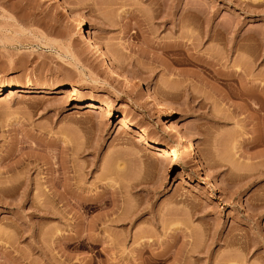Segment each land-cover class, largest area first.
Returning <instances> with one entry per match:
<instances>
[{
  "label": "rangeland",
  "instance_id": "obj_1",
  "mask_svg": "<svg viewBox=\"0 0 264 264\" xmlns=\"http://www.w3.org/2000/svg\"><path fill=\"white\" fill-rule=\"evenodd\" d=\"M57 1L79 11L106 54L143 91L168 101L172 116L166 123L167 112L145 92L108 74L67 11L46 0H0V184L10 183L7 193L0 185V264H127L135 254L143 264H264V141L249 143L264 109L243 111L235 94L242 83L224 73L241 62L243 85L262 82L264 0ZM166 43L175 44L168 53L159 48ZM198 59L214 65L204 70ZM66 88L112 112L95 113ZM120 117L131 127L121 128ZM168 124L188 135L192 155L179 151ZM135 131L176 150L157 156ZM56 174L64 185L60 213L46 221L33 206L42 194L34 186ZM85 191L104 194L86 210L77 198ZM79 214L85 222L102 215L98 234L118 238L95 250L126 249L83 253L76 236L62 238L54 258L34 249L36 239L53 249L54 227L76 235Z\"/></svg>",
  "mask_w": 264,
  "mask_h": 264
},
{
  "label": "bare ground",
  "instance_id": "obj_2",
  "mask_svg": "<svg viewBox=\"0 0 264 264\" xmlns=\"http://www.w3.org/2000/svg\"><path fill=\"white\" fill-rule=\"evenodd\" d=\"M46 1H48L49 3H51V4H53V5H55L56 6V8L58 9V10H60V11H63V10H65V11H67L68 13H69V15L73 18V21H74V23H73V25H74V27H75V30H76V32H75V34H76V37L78 38V39H81L82 41H86L85 43H87L88 44V46H89V49H90V51H91V53L93 54V57H94V59H95V61L99 64V65H101V66H103L105 69H106V71L108 72V74H111V75H113V76H116V77H118V79L124 84V85H126V86H133V87H135L136 89H138V90H140V91H143L142 89H141V87H140V85L138 84V82H136L135 80H133L131 77H130V75H128L125 71H123L119 66H118V64H117V61L115 60L116 59V57L115 58H111V57H109L107 54H106V52H105V50H104V48L101 46V44L94 38V36L89 32V30H86L85 28H84V23H83V20H84V17H83V15L79 12V11H77V10H75V9H73L72 7H70V6H68V7H64L59 1H57V0H46ZM184 15V14H183ZM185 16V15H184ZM192 16V15H191ZM190 16V17H191ZM193 16H194V14H193ZM197 16V15H196ZM196 16H194V19H195V17ZM189 17V18H190ZM181 18H183V17H181ZM180 18V19H181ZM189 18L187 19V17H186V19L187 20H189ZM186 19H181V20H178L180 23L182 22V21H184V22H182L181 23V25L182 24H186V26L187 25H189V27H190V25L192 24H189V22H191V21H187L188 23H186ZM191 19V18H190ZM194 19H192V22L194 21ZM197 19V18H196ZM184 25H182L183 27H184ZM188 27V26H187ZM206 32V31H205ZM214 33V32H213ZM215 34V33H214ZM206 36H207V38H209L210 37V35H209V33H208V31H207V33H206ZM172 43V42H171ZM171 43H166V44H164V45H161L159 48H161V50L163 49V51L164 52H167L170 48V46H172L173 47V45L175 46V44H173V45H171ZM182 43V42H181ZM179 44V43H178ZM180 45V44H179ZM191 45H192V43H191ZM185 47L184 49L186 50L187 48H189L190 47V44H186V42L183 44L182 43V45H180V47ZM177 47V46H176ZM169 48V49H168ZM167 51H166V50ZM234 49H236L235 47H234ZM171 50V49H170ZM168 53V52H167ZM244 56V55H243ZM243 56L241 57L242 59H243ZM211 57V56H210ZM245 58L247 59V57H244V60H245ZM241 59V60H242ZM244 60H242V62H244V63H246ZM198 61H201L202 62V66L201 67H203L204 68V70L206 69V68H209V69H211L210 67H211V65L213 64L214 65V63H212L211 62V65H210V61L211 60H209V62H204L203 61V59L202 60H200V59H198ZM207 61V60H206ZM200 62V63H201ZM239 62V61H238ZM236 63V62H235ZM235 63H233V67H232V69L230 68V70L229 71H225L224 73H226L227 74V76H232L233 78H235V80L238 78V80H237V82L239 81V83H242L241 85H239L240 86V88H238L239 89V91L237 92V93H235L236 94V96H238L239 98H241V100H242V104H241V109H244L243 111H248V110H252V111H257L258 109H260L261 107H263L262 109H264V78L262 77V82H259L258 83V85L256 86V84L255 85H253V82L250 80V84L249 85H247L246 86V84H244L243 85V82L245 81V80H242L243 82H240V78H241V76H245L244 74H247V70H248V67H246L248 64H246V66H245V64L244 65H242V66H240L239 67V65H241V62H239L237 65L238 66H234V64ZM247 63H249V62H247ZM250 63H251V61H250ZM204 64V65H203ZM201 65V64H200ZM212 65V66H213ZM236 65V64H235ZM206 66H210V67H206ZM232 66V65H231ZM245 66V67H244ZM243 68V69H242ZM244 68H245V70H244ZM212 69H214V70H216L215 68H212ZM214 70H213V72L211 73L212 75H213V73H214ZM208 71V70H207ZM217 71H219V70H217ZM223 71V70H222ZM209 72V71H208ZM216 74H218V77L220 76L219 75V73H217V72H215ZM224 73H220L222 76H223V74ZM216 74H214V75H216ZM225 74V75H226ZM224 75V76H225ZM221 76V77H222ZM227 76L225 77V78H227ZM264 76V75H263ZM217 76H216V78H218ZM221 77H219V78H221ZM231 77V78H232ZM242 77V79H244ZM218 78V79H219ZM222 78H224V77H222ZM215 79V78H214ZM216 80V79H215ZM222 80V79H221ZM224 80V79H223ZM226 80V79H225ZM232 80V79H231ZM246 83V82H245ZM33 84H32V82H27L26 84H25V88L26 89H22L21 90V88L19 89V91L20 92H26L27 91V89H28V87L29 86H32ZM186 86V85H185ZM186 87H188V86H186ZM9 88V87H8ZM44 88H46L45 86H39V89H44ZM217 88V87H216ZM218 89V88H217ZM9 90V89H8ZM60 90H58V92H59ZM143 92H145V94L147 95V97H149V99L151 100V101H153L156 105H157V107H158V109L159 110H161V111H166L167 112V119H166V123H168L171 119V106H170V103L168 102V101H166L165 99H163V98H161V97H159L156 93H154V92H151L150 90H145V91H143ZM64 95L65 96H69V97H71V98H75L76 100H82V101H84V106L85 107H89V108H91L93 111H95V113L97 112V113H100L101 115H108V114H110L111 112H112V110H111V108L109 107V105L107 104H100V103H98L96 100H94V99H84V97L80 94V93H78L74 88H66L65 90H64ZM197 102H198V100H197ZM204 103V101L201 99V101L198 103V104H200V103ZM203 103H202V105H203ZM252 104H254L255 106H252ZM201 105V104H200ZM80 106H79V104H76V109L77 108H79ZM261 116V119H262V121H260L259 123H256L255 124V126H254V128H252V133H253V135L251 136V138L249 139V143L250 144H253V145H255V144H258V143H261V142H263L264 141V114L262 113V115H260ZM215 117V116H214ZM119 124H120V126H121V128H130L131 127V123L125 118V117H120L119 118ZM166 131L169 133V135H171V136H174L175 137V141L177 142V144H179V151L181 152V153H187L188 155H192V148H193V145H192V142L188 139V135H186L185 133H183V132H181V131H178V130H176L171 124H168V126H167V129H166ZM134 134H135V136H136V139H137V141H139V142H141V143H143L144 145H146V146H150V147H152L157 153H156V155L158 156H165V157H171V153L172 152H174L175 150H176V146H168V147H165V146H159V145H157L153 140H151L150 138H148L147 136H146V134H144L143 132H140V131H135L134 132ZM262 155H264V152L262 151ZM261 154V153H260ZM261 155V156H262ZM257 156H259V155H257ZM43 157H45V156H43ZM48 157V156H47ZM41 159H42V156H41ZM47 158H45V160H46ZM49 159V158H48ZM57 159V158H56ZM44 160V158H43V161H45ZM50 160V159H49ZM46 161H48V160H46ZM44 162L45 164H47V162ZM51 161V160H50ZM52 162V161H51ZM53 163H55V162H53ZM190 163H191V165H194V167L198 170V169H201V167L199 166V164H198V160L196 159V158H194L193 156H191L190 157ZM119 164H121V162H118L117 164H116V166L118 167V168H120L121 167V165H119ZM57 166H58V164H57ZM55 167V166H54ZM60 167V166H59ZM58 167H56V169H57ZM55 169V171H57ZM54 171V170H53ZM52 171V172H53ZM55 171L53 172V173H55ZM58 173V172H57ZM59 174V173H58ZM52 177H54V178H52ZM52 177H51V179L49 180V183L47 184V185H45V186H42V185H40V186H38V185H36V186H34V188L36 187V188H38V189H40L41 191H39L38 189H36V190H38L39 192H41V193H38V194H41L43 197H44V199H42V201H39V200H41L40 198H43L41 195V197L40 196H38V200H37V202H32L33 204H36V205H33V206H35V210H37L38 211V213H39V215L38 216H40L41 217V219H44V220H46L47 218H52V219H57V218H55V217H57L58 215L57 214H59L60 213V209H59V202L62 200V188L64 187V185H63V183L62 184H60V180L58 179V177L59 176H57V174L54 176V175H52ZM59 178H61V177H59ZM179 178L180 179H190V177L187 175V174H181L180 176H179ZM204 179L206 180L207 179V177L206 176H204ZM13 183H15V182H13ZM38 183H40V184H42L41 182H38ZM5 184V183H4ZM0 185H2V187L4 186L3 185V183L2 184H0ZM8 185V186H7ZM9 185H10V183L8 184V183H6V185L3 187L4 189L6 188V193H7V188L9 187ZM12 185V184H11ZM16 185V184H15ZM14 184L12 185V187L13 186H15ZM26 185V184H25ZM43 185H44V183H43ZM7 186V187H6ZM2 187H0L1 189H0V191L2 190H4V189H2ZM28 186H26V188H27ZM40 187V188H39ZM11 189V188H10ZM10 189H9V191H10ZM13 189H15V188H12L11 190H13ZM24 189V188H23ZM27 190V189H26ZM28 190H29V187H28ZM89 190V189H88ZM14 191V190H13ZM24 192L23 193H25V190H23ZM91 191V190H90ZM88 192V191H85V192H83V193H85V194H79L80 196L79 197H77V198H79L78 200L79 201H81L79 204L81 205V207H83V208H86V210H88V209H90V208H92V206L98 201V200H100V198H101V196H103V194H104V192H100L99 193V195L96 193V192H94V194H88V193H91V192ZM5 192V190L3 191V193ZM12 192V191H11ZM22 192V191H21ZM29 192V191H28ZM88 192V193H87ZM22 193V194H23ZM87 193V194H86ZM22 194H21V196H22ZM26 194V193H25ZM112 194V193H111ZM24 195V194H23ZM4 195H2V197H3ZM114 196V195H113ZM1 197V198H2ZM6 197V196H5ZM40 197V198H39ZM116 197H118V196H115V198ZM22 198H23V196H22ZM21 198V199H22ZM25 198H27L26 196H25ZM25 198H23V199H25ZM3 199V198H2ZM26 200V199H25ZM116 200V199H115ZM115 200H113L112 199V202H116L117 200H120L119 198L115 201ZM20 201V200H19ZM22 201V200H21ZM23 202H25V201H23ZM117 202H119V201H117ZM21 203V202H20ZM31 203V204H32ZM113 203V204H114ZM120 203V202H119ZM22 204V203H21ZM117 205H118V203H117ZM57 215V216H56ZM79 216V217H78ZM77 216V219H79V221H78V226L76 227V235L75 234H73L74 236L73 237H67L66 235V237H64L63 236V234L61 235V233H58V229H57V227H56V229H55V227L54 228H52L54 231H52L53 232V237H54V239H53V242H54V247H53V249L52 250H50L49 248H44L43 246H42V240L40 239V241L39 240H33V247H34V249H36V250H38V252H40L41 254H44V255H48V253L50 254V253H52L51 255V257H55L56 255L55 254H58V252H59V247H55V246H58L59 245V243H60V240L62 239V238H70V239H72V238H74L75 236V238H78L79 240H80V244H79V247H80V249L81 248H83V253H98V254H105V253H110V254H113L115 251L114 250H116L117 248L119 249L120 247V249L119 250H122V251H124L126 248L122 245V246H119V247H117L116 246V249H115V246L113 247V246H110V247H104L106 244H104L105 242H108V244L109 245H112V244H110V242L111 243H114L113 245H116L115 244V241H117V239L114 237V235H113V237H112V239H110L111 237L110 236H107L106 235V233L105 234H102L103 236L104 235H106V237H109V238H105V237H102L101 236V233H103V232H99L100 233V235L98 234V230H97V226H98V224H99V222L101 223L102 221H100V220H105V218H103V216L102 215H100V216H97V217H92V218H90V219H88V220H86V222L84 221V219L85 218H83V216H81L80 214ZM44 220H41L42 222L44 221ZM47 221V220H46ZM54 221V220H53ZM58 221V220H57ZM45 222V221H44ZM99 229V228H98ZM97 230V231H96ZM100 230V229H99ZM74 232V233H75ZM21 234V233H20ZM25 234V232H22V235H19V236H23ZM27 234V233H26ZM115 234V233H114ZM51 235V236H52ZM117 235V234H116ZM32 236H34L32 233L30 234V237H32ZM72 236V235H71ZM22 238V237H21ZM113 238H115V239H113ZM108 239L110 240V241H108ZM78 240V241H79ZM85 240H87L88 242H89V244H91L90 246H88V247H85L84 246V244H82L83 243V241H85ZM41 242V243H40ZM103 242V243H102ZM94 243H102V245L104 244V246L103 247H99L98 249H94L95 247H94ZM29 245H31L30 243H29ZM31 245V246H32ZM30 246V247H31ZM117 249V250H118ZM25 250V249H24ZM23 249H22V254L24 253V252H26V250L24 251ZM47 250H48V253H47ZM21 254V256H22V258H23V260H24V258L26 257L25 255L26 254H23L22 255ZM136 255V254H135ZM135 255H134V258H132V262H133V260L135 261V259H137L136 257H138V255H136V257H135ZM23 256H25V257H23ZM50 256V255H49ZM48 257V256H47ZM133 257V256H132ZM139 258V257H138ZM26 259V258H25ZM138 261L136 262V263H134V264H140V262L141 261H139V260H141V257H140V259H137ZM24 261H26V260H24ZM23 262V261H22ZM131 262V263H132ZM16 263H18V262H16ZM131 263H127V264H131ZM18 264H20V263H18ZM133 264V263H132ZM141 264H143L142 262H141Z\"/></svg>",
  "mask_w": 264,
  "mask_h": 264
}]
</instances>
